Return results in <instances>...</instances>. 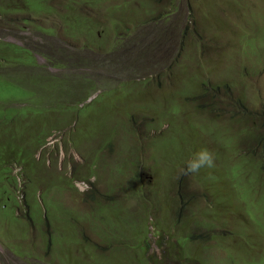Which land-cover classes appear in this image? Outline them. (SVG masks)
Instances as JSON below:
<instances>
[{"label":"rangeland","instance_id":"1","mask_svg":"<svg viewBox=\"0 0 264 264\" xmlns=\"http://www.w3.org/2000/svg\"><path fill=\"white\" fill-rule=\"evenodd\" d=\"M0 9V108H38L6 155L10 176L22 171L19 189L0 184V264H144L146 250V264H187V251L197 264H264V0ZM52 78L57 94L12 96ZM205 147L215 167L179 176ZM77 178L93 183L80 191Z\"/></svg>","mask_w":264,"mask_h":264},{"label":"trees","instance_id":"2","mask_svg":"<svg viewBox=\"0 0 264 264\" xmlns=\"http://www.w3.org/2000/svg\"><path fill=\"white\" fill-rule=\"evenodd\" d=\"M34 61H35V58H34ZM1 78L3 80H6L3 77H1ZM1 78H0V95H4V93L2 92V87H1V80H2ZM46 81H49V82L47 84H45ZM46 81H44L40 84V88H39L40 90H34V89L24 90L22 88V85H18L17 88L20 91L21 95L18 96L15 92H13L12 96H16L17 98H15V99H19L21 101H24L23 97L42 96L43 92H46V90L48 92L52 91L53 94H57L59 91V85H60L59 84L60 82H58V81H60V80L52 78V79H48ZM14 85L17 86L16 84H14ZM55 86H57V87H55ZM64 96L66 97L65 100H63V98H61ZM3 98H4V96H3ZM69 98H70V94L68 92L59 93L58 97H57V99L59 101L58 103L65 102V103H67V106H69L70 105L68 103ZM34 105L35 104H33V105L31 104L29 106L20 107V106H17L16 104H14V105H11L10 107L0 108V184H2V185L6 184V185L13 186V189H15V190L19 189V186H21V183L18 182L17 177L15 178L14 175L10 176L11 170L6 165V155L13 152L15 147H16V144L20 143L19 123L21 122V125H22L24 122H26L28 120H32L34 117H36V112L34 111L33 107L35 109H38V108L35 107ZM50 108H52L50 112H53V105H51L48 109H50ZM43 112L46 113V111L44 109H42L37 114L40 117V119H42L41 115L43 114ZM75 121H76V117H75ZM45 127H47V126H45ZM65 127H67V126H65ZM8 128H10V134H9V137L6 139L2 136V133L5 132ZM52 129H53V126L51 125L48 128L49 132L46 130H41V136L42 137H41L40 141L38 142V144L40 145V150L45 146L47 139L54 133V131L57 130V127L54 130H52ZM14 132L19 137L14 136L12 134ZM15 142H16V144H15ZM36 147L37 146H35V145L33 146V149H34L32 152L33 155H34V151H35ZM20 159H21V156H17L14 159V161H20ZM36 159L37 158H35V160ZM47 168H48V166H47ZM76 171L77 170L74 169V172H76ZM46 173L49 174V171ZM141 193H142V191L140 189L137 190V195H139V197H140ZM134 257L138 258L139 255L135 254ZM143 262H144V257H143Z\"/></svg>","mask_w":264,"mask_h":264},{"label":"clouds","instance_id":"3","mask_svg":"<svg viewBox=\"0 0 264 264\" xmlns=\"http://www.w3.org/2000/svg\"><path fill=\"white\" fill-rule=\"evenodd\" d=\"M68 1L69 0H67V3H68ZM3 10H6V9H0V15L2 16V14H1V11H3ZM67 15V16H70V17H77V15L75 14V11L72 13V14H67V13H61V16L60 17H58L57 19H59L60 20V24L62 23V22H64V18H66V16H64V15ZM16 15H18V14H16ZM76 15V16H75ZM23 20H26L27 21V19H25V18H23V19H21V20H18V22H22L23 23ZM65 23V22H64ZM59 24V25H60ZM28 25V24H27ZM43 28V27H42ZM44 30H46V32H43V34H49V35H52V34H54L55 33V30L54 29H52V28H43ZM37 33H39V32H37ZM68 45V44H67ZM20 47V46H19ZM23 49H26V50H29L30 52H31V55L35 58V59H37L36 58V56L35 55H33V53H32V51L29 49V48H23ZM75 48H73V50H74ZM71 54V53H70ZM72 55H74V56H77L78 54H71V56ZM66 64H67V62H66ZM67 66H68V64H67ZM56 67H58V64L56 65ZM59 68V67H58ZM81 77V76H80ZM60 84V83H59ZM90 97V96H89ZM88 97V98H89ZM7 100H9V99H7ZM87 102V100H83V103H86ZM88 103V102H87ZM84 105V104H83ZM83 105H82V107H83ZM17 106H19V105H17ZM14 136H18L15 132L14 133H12ZM54 135H56L55 133H53ZM53 134L47 139V142H46V144H45V146L40 150L41 152H43L44 153V151L46 150V148L48 147V145H50V143H51V141L49 140L52 136H53ZM20 136V135H19ZM18 136V137H19ZM48 149V148H47ZM215 167V153L211 150V149H209V148H207V147H205V148H201L197 153H195L194 155H193V157L186 163V165L180 170V173H179V176H188V175H194V174H197V173H199V171L202 169V168H209V169H211V168H214ZM77 171H78V169L77 168H75ZM89 169V168H88ZM22 171V170H21ZM21 171L19 172V173H16L15 174V176L17 177V179H18V182L19 181H21V179H20V177H19V174L21 173ZM126 174H128V173H126ZM64 178H67V177H64ZM179 178V177H178ZM74 179H75V177H74ZM89 179V178H88ZM87 179V180H88ZM21 183V182H20ZM93 182H90V180L89 181H86V180H83L82 178H77L76 179V182H75V185H76V188L78 189V190H80V191H86L88 188H89V184L91 185ZM21 186H19V188H20ZM21 190H18V192H20ZM13 193V192H12ZM15 193V192H14ZM13 193V194H14ZM135 193V195L137 194L136 193V191H134L133 192V194ZM18 199H20V201H21V199L22 198H20V197H18ZM102 204H105V205H108V206H112V203H106L105 201H100L99 202V204H98V207H99V209H100V206L102 205ZM18 205H19V202H18ZM20 208V207H19ZM29 211V210H28ZM30 215V214H29ZM31 221V223H33L34 221L33 220H30ZM163 236V235H162ZM184 236V235H183ZM182 236V237H183ZM24 240V239H23ZM186 240L187 241H190L191 239L187 236V238H186ZM49 242V244H50V248L49 249H51L52 247H51V240H50V233H49V236H48V239H47V243ZM179 243V242H178ZM15 254H17V255H19L20 257H24V258H27V257H31V258H34V263H37L38 262V260L37 259H35V253L32 255V253L29 251V250H27V251H29V255L27 256V255H20L19 253H18V251L19 250H24L25 252H26V249H23V248H21L20 246H17V245H13L12 244V247L10 248ZM184 250V249H183ZM34 251H35V249H34ZM187 251V250H186ZM134 256H135V252H134ZM144 256V264H146L145 263V256L148 258V257H150L149 256V254H148V252H147V250H146V252H145V254L143 255ZM186 258L187 257H190V258H193L192 256H190L189 254H188V251H187V254H186V256H185ZM184 257V259L186 260V261H188L187 262V264H197V262H195V261H191V259H186ZM163 262V261H162ZM161 262V263H162ZM151 264H156L155 262H152L151 261Z\"/></svg>","mask_w":264,"mask_h":264},{"label":"flooded vegetation","instance_id":"4","mask_svg":"<svg viewBox=\"0 0 264 264\" xmlns=\"http://www.w3.org/2000/svg\"><path fill=\"white\" fill-rule=\"evenodd\" d=\"M182 221H183V220H182ZM185 233H186V232H185ZM185 233H184V234H185ZM186 235H187L188 237H189V235L192 236V234H190V233H188V234H186Z\"/></svg>","mask_w":264,"mask_h":264}]
</instances>
